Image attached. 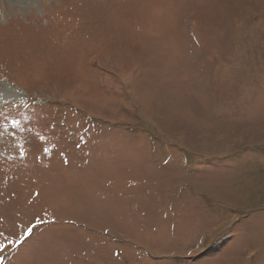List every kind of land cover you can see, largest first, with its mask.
<instances>
[{"label":"rangeland","instance_id":"rangeland-1","mask_svg":"<svg viewBox=\"0 0 264 264\" xmlns=\"http://www.w3.org/2000/svg\"><path fill=\"white\" fill-rule=\"evenodd\" d=\"M0 99V264H264V0H0Z\"/></svg>","mask_w":264,"mask_h":264},{"label":"bare ground","instance_id":"bare-ground-1","mask_svg":"<svg viewBox=\"0 0 264 264\" xmlns=\"http://www.w3.org/2000/svg\"><path fill=\"white\" fill-rule=\"evenodd\" d=\"M18 96V95H17ZM10 98H14V97H12V96H10L8 99H10ZM18 98H16L15 100H17ZM0 102L1 103H3V102H5L3 99H0Z\"/></svg>","mask_w":264,"mask_h":264},{"label":"snow or ice","instance_id":"snow-or-ice-1","mask_svg":"<svg viewBox=\"0 0 264 264\" xmlns=\"http://www.w3.org/2000/svg\"><path fill=\"white\" fill-rule=\"evenodd\" d=\"M46 151H47V149H46ZM28 231H29V234H30L32 230H31V229H29Z\"/></svg>","mask_w":264,"mask_h":264}]
</instances>
